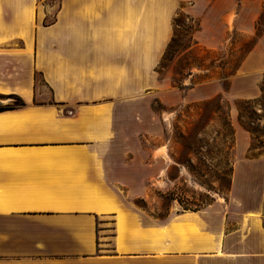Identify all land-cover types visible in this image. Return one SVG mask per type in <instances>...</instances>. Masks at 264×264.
<instances>
[{"label":"crops","instance_id":"1","mask_svg":"<svg viewBox=\"0 0 264 264\" xmlns=\"http://www.w3.org/2000/svg\"><path fill=\"white\" fill-rule=\"evenodd\" d=\"M184 1L205 31L210 0H60L50 25L52 5L0 0V97L26 103L0 112V264H264V157L242 130L227 199L165 221L132 204L166 163L138 152L146 105L183 100L158 69Z\"/></svg>","mask_w":264,"mask_h":264},{"label":"rangeland","instance_id":"2","mask_svg":"<svg viewBox=\"0 0 264 264\" xmlns=\"http://www.w3.org/2000/svg\"><path fill=\"white\" fill-rule=\"evenodd\" d=\"M41 2L53 6L47 18L53 21L60 0ZM194 5L193 1L181 3L175 16L180 26L173 25L177 42L158 69L183 100L173 107L150 100L146 108L151 132L141 134L137 142L138 152L145 157L156 148L166 149L162 177L141 183L145 196L132 200L143 214L158 221L176 212L200 211L228 198L237 129L250 135L246 156L264 157V0H210L202 11H212L205 31L201 18L189 12ZM195 22L198 30L192 28ZM212 32L214 37L209 35ZM194 88L205 90L208 98L186 102ZM250 94L256 96L245 98ZM0 99L9 105L16 102ZM206 102L212 103L205 108ZM193 135L196 138H190ZM106 228L104 235L110 237L112 226Z\"/></svg>","mask_w":264,"mask_h":264},{"label":"trees","instance_id":"3","mask_svg":"<svg viewBox=\"0 0 264 264\" xmlns=\"http://www.w3.org/2000/svg\"><path fill=\"white\" fill-rule=\"evenodd\" d=\"M55 19H56V18H55ZM55 19H54V20H55ZM54 20L50 22V21H48V19L46 18V20H45L44 23H45V25H50V24H52V23L54 22ZM192 21H193V19L191 18V22H192ZM173 25L180 26V19H179V16H177V17L174 19ZM192 28H195V30H198V28H199V24H198L197 22H195V24H194V26H193ZM176 42H177V41L174 39V36H173L172 41H171V43H170V45H169V47H168V49H167V52L165 53L164 57L168 56V55L173 51V48L175 47ZM163 60H164V58H163ZM159 68H160V67H159ZM158 72H159V70H158ZM1 98H4V99H14L16 102H15V104H13V105L6 104L5 106L0 107V112H3V111H9V110H15V109H20V108H24V107L26 106L25 101H24L20 96H18V95H14V94H12V95H9V96H3V97H1ZM211 103H212V102H206V103H204L205 108L208 107V106H210ZM230 132H231V137H232V135H233V130H232V128H231ZM249 132H250V131H249ZM183 137H184V136H183ZM188 137H190V136H188ZM192 137L196 138L194 135L191 136L190 138H192ZM185 139H187V137H184V140H185ZM187 140H188V139H187ZM231 143H232V141H231ZM232 173H233V165H232L231 174H232ZM189 211H192V210H189ZM194 211H196V210H194Z\"/></svg>","mask_w":264,"mask_h":264},{"label":"water","instance_id":"4","mask_svg":"<svg viewBox=\"0 0 264 264\" xmlns=\"http://www.w3.org/2000/svg\"><path fill=\"white\" fill-rule=\"evenodd\" d=\"M6 104L7 103L4 100L0 99V107L5 106Z\"/></svg>","mask_w":264,"mask_h":264}]
</instances>
